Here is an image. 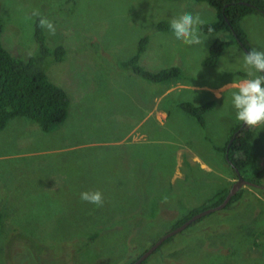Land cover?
Returning a JSON list of instances; mask_svg holds the SVG:
<instances>
[{"label": "rangeland", "instance_id": "374dc122", "mask_svg": "<svg viewBox=\"0 0 264 264\" xmlns=\"http://www.w3.org/2000/svg\"><path fill=\"white\" fill-rule=\"evenodd\" d=\"M34 9L56 27L55 36L42 29L46 46L64 48L60 61L46 59L45 72L66 91L69 107L66 120L49 132L25 118L0 131V264H127L188 208L232 189L238 179L219 151L227 141L231 146L239 135L237 147L254 152L264 170V126L236 120L235 88L223 90L205 128L179 108L204 105L213 98L204 87L245 76V51L228 32L200 30L202 43L186 46L172 31L157 30L159 22L184 12L214 20L205 2L0 0V40L14 57L38 52L37 17L26 19ZM253 15L257 19L240 26L250 47L264 50V16ZM143 37L139 66L149 72L177 67L182 77L175 83L188 86L157 103L162 86L121 66ZM216 39L226 42L222 55L215 67H202ZM154 105L166 113L160 124L148 115ZM237 126L241 132L234 133ZM242 189L239 202L176 235L148 264H264V189ZM89 190L103 193L102 207L80 199Z\"/></svg>", "mask_w": 264, "mask_h": 264}, {"label": "trees", "instance_id": "16d2710c", "mask_svg": "<svg viewBox=\"0 0 264 264\" xmlns=\"http://www.w3.org/2000/svg\"><path fill=\"white\" fill-rule=\"evenodd\" d=\"M194 1L205 2L215 12V19L203 24L201 27L200 30L202 33L211 36L221 32H228L232 35L235 43L242 49L245 47L248 52L253 50L247 41L246 34L240 26V22L244 17L250 14L257 13L264 16V0ZM156 28L158 31H171L169 23L167 22H159ZM2 29V19L0 16V38ZM34 38L38 45V52L36 55L26 59L12 56L2 46L0 40V131L7 126L10 120L14 118H25L38 124L42 131L49 132V130L62 124L67 118L69 107L68 95L64 89L51 83L45 72L46 59L53 57L57 61H60L64 56V48L58 46L54 49H50L46 46L42 28L39 27L38 18L35 22ZM147 41V37L141 38L136 53L128 60L123 61L121 66L126 70H131L133 74L142 80L153 84L171 83L181 79L182 72L177 67H172L169 70H160L158 72H149L139 66V60L141 55L145 52ZM225 46L226 42L222 41V39L214 40L209 47L207 58L202 62V65L208 68L215 67ZM215 106V101H208L200 106L185 102L182 103L179 108L186 114L194 117L199 123V127L205 128L206 115L214 110ZM240 128V126H237L234 129V133ZM239 132L241 131L239 130ZM241 134L243 135L244 131ZM238 137L239 135H237L236 139ZM236 139L231 146H228L229 141H227L225 147L219 149V151L223 153L226 162L231 167L234 177L238 179L235 172V170H237L245 181L258 186H264V170H259L257 167L258 156L254 152L249 155L245 154L242 149H239L240 147H237ZM252 188L258 190V192L263 191L260 188ZM229 191L230 189L224 187L206 202L198 206H191V208H188L181 216L175 218L168 224L169 228L164 234L180 227L193 216L207 209L221 205ZM244 193H246L245 189L239 190L231 198L224 210L229 209L233 204L239 202ZM144 215L147 217L146 214ZM138 217L140 218L141 215L138 214ZM199 220L194 222L190 227L195 226ZM1 221L2 216L0 213V225ZM175 237L176 236L165 240V242L158 247L159 249L156 252L161 250L165 245L171 243ZM159 238L152 243L150 247H152ZM145 252L146 251H142L138 256L128 261L127 264H133L144 255ZM152 256H154V254L141 264H148ZM167 256L175 257V254L171 253Z\"/></svg>", "mask_w": 264, "mask_h": 264}, {"label": "clouds", "instance_id": "9594fccd", "mask_svg": "<svg viewBox=\"0 0 264 264\" xmlns=\"http://www.w3.org/2000/svg\"><path fill=\"white\" fill-rule=\"evenodd\" d=\"M37 17L39 27L45 29L49 36H55L56 27L48 18L41 15L38 9H34L30 17ZM205 22L199 14L184 12L169 20V26L174 37L186 46L199 45L200 29ZM242 70L245 76L236 83L225 85L217 93L221 96L224 89L235 88L231 93V103L235 111L236 120L249 128L264 126V50L253 49L243 54ZM80 199L86 203L102 207L104 204L103 193L99 190H89L80 193ZM164 196L162 202H167ZM123 264V261L121 262Z\"/></svg>", "mask_w": 264, "mask_h": 264}, {"label": "water", "instance_id": "95a60500", "mask_svg": "<svg viewBox=\"0 0 264 264\" xmlns=\"http://www.w3.org/2000/svg\"><path fill=\"white\" fill-rule=\"evenodd\" d=\"M264 15V13H263ZM241 45V44H240ZM243 47V46H242ZM243 50L246 52H248L244 47H243ZM237 176H238V180L237 182L234 183V186L233 188L228 192L226 198L224 199V201L222 202L221 205L217 206V207H214V208H210V209H207L195 216H193L191 219H189L188 221H186L183 225H181L180 227L174 229L173 231L167 233V234H164L158 242H156L149 250H147L144 255H142L138 260H136L133 264H141L145 258H147L149 255H151L153 253V251L160 247L165 240H167L168 238H171L181 232H183L184 230H186L191 224H193L194 222H196L197 220L216 212V211H219L221 209H223L226 204L230 201V199L241 189L242 186H245V185H252V186H256L255 184H251L247 181H245L241 175L239 174V172L237 170H235ZM261 189H264V186H259Z\"/></svg>", "mask_w": 264, "mask_h": 264}, {"label": "crops", "instance_id": "0c3cea01", "mask_svg": "<svg viewBox=\"0 0 264 264\" xmlns=\"http://www.w3.org/2000/svg\"><path fill=\"white\" fill-rule=\"evenodd\" d=\"M244 19L245 20H247V19H249L250 21L251 20H255V19H257V16L256 15H253L252 16V14H250V15H247L246 17H244L242 20V22H244ZM241 25H242V23H241ZM248 36V35H247ZM204 61V60H203ZM201 65H202V63H201ZM202 67H205V66H203L202 65ZM211 68H213V67H211ZM182 72V71H181ZM232 82H225L224 84H222L221 86H219L218 88H207V87H204V89L205 90H207V92H210L211 94H212V96H213V98L211 99V100H209V101H215L216 102V106H215V108L214 109H216L217 107H219V105L221 104V103H219V101H221V96L219 97V98H217V95H216V93L221 89V88H223L225 85H228V84H231ZM161 86H162V88H163V93L161 94V96L160 97H158V98H153V100H154V103H157L158 101H160V99H161V101L166 97V96H168L174 89H176V88H186V87H188V86H185V85H183V83H175V82H166V83H163V84H160ZM191 89H195V87H193V86H191L190 87ZM224 92V91H223ZM203 105V104H202ZM210 113V112H209ZM208 113V114H209ZM149 116L150 115H154L155 116V122L156 123H158V124H160L159 122H161L162 120H164L165 118H166V113L164 112V110H161V109H158V108H156L155 107V105L152 107V109L150 110V112H149V114H148ZM137 125H139V124H137ZM137 125L134 127V128H136L137 127ZM132 130H133V128L131 129V131H130V133L132 132ZM141 134H143L144 135V137L146 138L147 137V130H144L143 132H141Z\"/></svg>", "mask_w": 264, "mask_h": 264}, {"label": "bare ground", "instance_id": "6f19581e", "mask_svg": "<svg viewBox=\"0 0 264 264\" xmlns=\"http://www.w3.org/2000/svg\"><path fill=\"white\" fill-rule=\"evenodd\" d=\"M251 184H253V183H251ZM233 186H234V185H233ZM247 186H251V187H255V188H260L258 185H256V186L245 185V186H242L241 189L244 188V187H247ZM232 188H233V187H232ZM241 189H240V190H241ZM260 189H261V188H260ZM230 200H231V199H230ZM229 202H230V201H229ZM229 202H228V203H229ZM228 203L226 204V206L228 205ZM226 206H225L223 209H225ZM223 209H221V210H223ZM221 210H219V211H221ZM219 211H216V212H219ZM216 212H214V213H216ZM211 214H213V213L211 212ZM209 215H210V214H209ZM207 216H208V215H207ZM205 217H206V216H205ZM191 225H192V224H191ZM191 225H190V226H191ZM190 226H189V227H190ZM181 233H182V232H181ZM179 234H180V233H179ZM177 235H178V234H177ZM175 236H176V235H175ZM173 237H174V236H173ZM168 239H169V238H168ZM158 241H159V240H158ZM158 241H157V242H158ZM164 242H165V241H164ZM152 246H153V245H152ZM149 249H150V248H149ZM149 249H148V250H149ZM158 249H159V248H156V249L153 251V253H155ZM153 253H152V254H153ZM152 254H151V255H152ZM151 255H149L147 258H145L144 261H146Z\"/></svg>", "mask_w": 264, "mask_h": 264}, {"label": "flooded vegetation", "instance_id": "af4514ba", "mask_svg": "<svg viewBox=\"0 0 264 264\" xmlns=\"http://www.w3.org/2000/svg\"><path fill=\"white\" fill-rule=\"evenodd\" d=\"M49 256L47 255V257L46 258H48Z\"/></svg>", "mask_w": 264, "mask_h": 264}]
</instances>
